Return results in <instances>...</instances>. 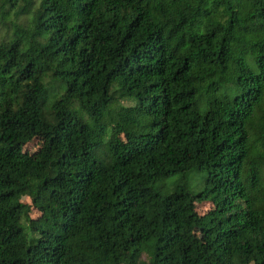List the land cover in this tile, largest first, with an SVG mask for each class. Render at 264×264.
<instances>
[{"label":"trees","instance_id":"16d2710c","mask_svg":"<svg viewBox=\"0 0 264 264\" xmlns=\"http://www.w3.org/2000/svg\"><path fill=\"white\" fill-rule=\"evenodd\" d=\"M124 261L264 264V0H0V264Z\"/></svg>","mask_w":264,"mask_h":264},{"label":"rangeland","instance_id":"374dc122","mask_svg":"<svg viewBox=\"0 0 264 264\" xmlns=\"http://www.w3.org/2000/svg\"><path fill=\"white\" fill-rule=\"evenodd\" d=\"M43 142H44V139L41 135H39V134L32 135L30 137L29 142L23 148L24 155L31 160H35L40 153ZM176 179H177V177H176ZM203 179H204V177L200 173L194 172V173L190 174L189 183H188V190L190 192H198L199 190H201V188L203 186ZM22 200L25 204L30 206V200H28L25 197H23ZM194 209L198 215L204 216V215L208 214L210 211H212L214 209V206L209 202L196 201L194 203ZM29 216L32 219H37V218L42 217L41 213L36 211L34 208H31ZM141 259L143 261L146 260L145 257H143ZM122 264H129V263H128V261H124Z\"/></svg>","mask_w":264,"mask_h":264}]
</instances>
